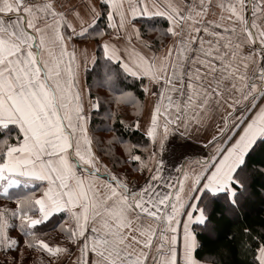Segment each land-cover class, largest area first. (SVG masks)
<instances>
[{
  "label": "snow or ice",
  "instance_id": "obj_1",
  "mask_svg": "<svg viewBox=\"0 0 264 264\" xmlns=\"http://www.w3.org/2000/svg\"><path fill=\"white\" fill-rule=\"evenodd\" d=\"M152 32L170 37L159 53L155 38H145ZM89 37L91 52L72 43ZM81 68L91 84L81 86ZM129 77L153 101L143 133L152 151L133 154L139 145L102 128L114 133L106 143H120L127 162H137L134 171L148 169L143 186L102 162L90 128L104 103L144 111L124 90ZM120 124L141 129L139 119ZM201 133L196 166H176L175 181L165 179L157 153L182 158ZM257 177L264 179V0H88L83 15L62 0H0V197L15 205L0 204V264H25L33 252L39 264H225L219 249L197 258L198 236L216 231L217 207L239 216ZM60 215L62 242H47L37 228ZM252 241L254 249L242 247L252 264H264V226Z\"/></svg>",
  "mask_w": 264,
  "mask_h": 264
},
{
  "label": "trees",
  "instance_id": "obj_2",
  "mask_svg": "<svg viewBox=\"0 0 264 264\" xmlns=\"http://www.w3.org/2000/svg\"><path fill=\"white\" fill-rule=\"evenodd\" d=\"M100 24H105L104 18H101ZM159 26L161 28H166V21H159ZM141 31H144L143 27H141ZM153 33L154 36H152ZM149 37L155 38L153 43L154 49H158L161 44L165 42L166 38H168V36H164L163 38V36L155 32L145 34V38ZM97 54L100 55L101 53L98 52ZM85 80L88 84L92 83V77L87 73H85ZM124 85H126L124 90L132 92L143 104L145 94L140 89V81L129 77L124 81ZM93 91L94 94L98 91L106 97L109 95L105 89H94ZM106 111H115V122H113L111 117H109L108 120L104 119V112ZM140 116L141 113L137 115L131 103H121L119 105L115 102L104 103L100 112L95 110L91 112L90 128L93 135L97 137L100 142L99 145L96 146V150L100 156L110 163V169L112 171L119 170L123 164H125V166L128 165V167L132 168L134 171V169H138V164L137 162H127V160L123 159L127 157L120 143H106L114 133L112 130H104L102 125L109 124L113 126L117 130L115 134L122 137L124 141H127L129 146L139 145V147L133 149V153L140 154L146 158L150 149L148 137L140 130L133 131L131 128L125 130L120 124V121L123 120L125 124L131 125L135 123L137 119H140ZM103 148H108V151H101ZM117 157L120 158L119 161H117ZM135 173L137 174V170ZM261 185H264V179L257 177L254 181V198L239 216L228 217L223 214L221 208H216L214 213L216 216V231L212 236L206 234L198 236V241L202 244V247L196 252L198 258L210 249H219L223 253L225 264H252V253L250 251L246 252L242 247V243L245 246L250 244L251 248L254 249L258 241H252V237L256 236L257 233L260 232L261 227L264 226V198H262ZM36 189L37 188L32 189L34 195ZM0 202V204L7 205L6 203L11 201H7L3 197H0ZM41 227L48 228L49 223ZM244 228L250 229V235L247 237L243 232Z\"/></svg>",
  "mask_w": 264,
  "mask_h": 264
},
{
  "label": "crops",
  "instance_id": "obj_3",
  "mask_svg": "<svg viewBox=\"0 0 264 264\" xmlns=\"http://www.w3.org/2000/svg\"><path fill=\"white\" fill-rule=\"evenodd\" d=\"M62 2L65 3L66 5L67 4L74 5L75 10L81 11L82 15L84 14V12L86 11L87 6H88V0H62ZM85 19H88V17L85 16ZM152 36H154V35H152ZM163 38H164V36H163ZM72 43L78 49H83L85 47H88L90 52L96 46V41L92 40L90 37L87 40H81V39H75L74 38ZM123 43L124 42L121 41V45H123ZM133 43L135 44V41H133ZM169 43H170V37L166 38L165 42L162 43L158 49L152 48V51L159 53L161 51L162 47L166 48ZM144 51L147 52V50H144ZM80 81H81V86H83L86 83L85 72L83 71V68H81ZM158 90H159L158 88L154 89V91H158ZM152 103H153L152 99L150 97L144 95V101H143L144 111L141 112V116L139 119L140 124H141V129H139V130L142 133H144V129L146 128L147 120L150 119V110L149 109H150V106ZM201 136H203V133H201L200 136H194L191 140H189L187 142L186 147L184 149V157H182V158H178V159H175L173 161V158L169 155V153L167 151H165L163 153H159V152L157 153L158 156H162L163 159L165 160V168H164V172H163L165 179L170 178L173 180V182L175 181V177L177 175L176 166L184 165L186 167L192 168V164H195L193 161H196L198 159V155H199L200 151L203 150L200 147V146H203L202 143L200 142ZM175 143H177L176 140L170 139L168 147L171 148ZM149 144H150L149 145V147H150L149 152H151L152 148H151V141L150 140H149ZM101 160L104 164H107V162L104 159L101 158ZM133 174H135V173H133ZM130 179L134 180V181H130L131 183L139 184L140 186H143V184L150 179L148 169H144L143 174H141L139 171H137L136 176H131ZM41 187H43V186H41ZM161 190H165V186L163 185V182L161 183ZM35 191H36L35 195H37V196L42 194L41 188H37ZM63 219H64L63 215L58 216L57 219L54 222H52L53 226L58 224L59 221H61ZM51 227H49V228H51ZM10 235L18 236V233L16 232V230L13 229L10 232ZM47 237H49V240L47 238H45V240L47 242H50V243L62 242V234L58 231L57 228L51 229L50 231H48ZM18 238L20 239L21 243H23V237H18ZM178 238L182 239V225H180L179 229H178ZM13 255H15V253H13ZM2 258H3V254L0 253V259H2ZM46 260H47V258L45 257V261ZM25 264H39V261L36 259V253L35 252H33L30 255L29 259L25 261Z\"/></svg>",
  "mask_w": 264,
  "mask_h": 264
},
{
  "label": "rangeland",
  "instance_id": "obj_4",
  "mask_svg": "<svg viewBox=\"0 0 264 264\" xmlns=\"http://www.w3.org/2000/svg\"><path fill=\"white\" fill-rule=\"evenodd\" d=\"M200 147H201V149H203V146H200ZM204 151H205L204 149L202 151H200L198 157L201 156L202 154H204ZM96 152H97V150H96ZM97 155L100 156L98 152H97ZM100 157L107 162L108 167L110 168V163L105 158H103L102 156H100ZM123 159L124 160H127V158H123ZM193 162H195V161H193ZM195 166H196L195 164H192V167H195ZM113 172L114 173H118L121 176H125L126 175L129 182L130 181H134L133 179H130L131 176H136L135 175L136 174L135 171H133L132 168H129L128 165L125 166V164H123V166L119 170L113 171ZM133 173H135V174H133ZM6 204H7L8 207H15V205H14L13 202H9V203H6ZM51 226H53V224L52 223H49V227H51ZM49 227L48 228L47 227L38 228V231H37L38 235H40V237L43 238V239L47 238L49 240V237H47V232L50 231L51 229H55L56 228L55 226H53L51 228H49Z\"/></svg>",
  "mask_w": 264,
  "mask_h": 264
}]
</instances>
